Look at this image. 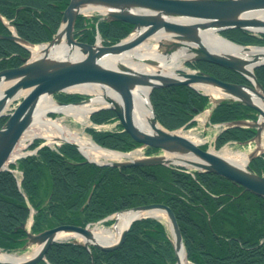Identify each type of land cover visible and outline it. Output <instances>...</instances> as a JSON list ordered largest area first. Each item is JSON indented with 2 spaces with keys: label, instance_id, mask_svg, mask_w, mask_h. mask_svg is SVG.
<instances>
[{
  "label": "trees",
  "instance_id": "obj_1",
  "mask_svg": "<svg viewBox=\"0 0 264 264\" xmlns=\"http://www.w3.org/2000/svg\"><path fill=\"white\" fill-rule=\"evenodd\" d=\"M68 0H0V34L10 33L3 18L17 34L32 44L49 41L60 26ZM103 43L110 45L126 37L133 25L100 16L79 15L74 37L93 43L95 29ZM241 45H264V34L232 28L220 33ZM19 43L0 39V69L17 67L27 56ZM219 80L246 84L243 75L206 61L186 63ZM264 88V65L255 69ZM63 103L78 102L86 96L58 93ZM151 103L159 123L167 130L191 128L192 120L209 105V98L188 85L152 90ZM257 111L246 104L222 100L212 110L211 123L254 120ZM5 121L0 119V126ZM94 125L117 121L113 110L93 113ZM102 147L128 151L136 146L119 123L111 129L86 128ZM255 136L249 127H225L216 136L218 148L229 141L243 142ZM36 139L31 148L41 144ZM157 151L147 148V153ZM17 178L0 172V249L21 250L27 243V221L34 210L31 233L62 224L86 226L120 210L151 203L166 204L173 210L184 242L187 260L192 264H264V199L230 180L208 172H189L175 165L114 167L85 162L78 149L62 143L46 145L35 154L21 158ZM15 167L14 165L11 168ZM248 169L264 176V153L254 157ZM90 198V199H89ZM89 200V201H88ZM110 224V222H108ZM46 261L36 264H175L176 254L169 232L161 221L142 218L129 227L122 245L112 251L71 241L53 243Z\"/></svg>",
  "mask_w": 264,
  "mask_h": 264
},
{
  "label": "water",
  "instance_id": "obj_2",
  "mask_svg": "<svg viewBox=\"0 0 264 264\" xmlns=\"http://www.w3.org/2000/svg\"><path fill=\"white\" fill-rule=\"evenodd\" d=\"M89 6L106 9L107 12L102 14L106 20L132 24V33L118 43L107 46L78 41L73 34L75 21L78 15L83 14L82 8ZM232 28L264 34V0H68L57 32L46 44L50 49L54 45L60 44L63 38L62 40L68 45V50L77 49L80 53L79 57L56 59L50 57L49 50H46L43 56L34 59L23 58V63L18 67L0 70V85L7 84L0 96V118L7 117L5 123L0 127V171L7 169L6 165L11 162L10 155L22 134L31 126L33 113L42 97L52 96L58 92H67L74 86L96 85L102 90L104 103L92 110L90 115L100 110H113L123 131L135 142L144 147L159 149L164 154L123 161L96 162L89 160L75 143L61 140L77 147L86 162L114 167L179 164L194 170L217 174L243 186L245 191L264 199V176L249 171L247 167H239L214 152L202 149L179 131L165 129L157 120L150 99L152 90L159 87L177 85H188L194 89H199L198 85L216 87L224 93L223 99L242 102L258 113L257 118L253 121L236 120L227 124L231 127L256 129L255 137L243 142V144H256L255 150L248 155V162L260 152H264L261 142L264 129L259 122L260 118L264 117V110L261 108L260 102L252 100V95H254L264 103V88L254 73L255 69L264 65V53L255 55L251 59H245L241 56L217 52L206 47L199 36V32L203 30H212L219 34V32ZM161 32L173 39V41L159 40L157 42V50L162 56H169L177 49L185 48L191 55L184 62L206 61L229 68L243 75L249 84L225 82L206 72L192 73L182 68H178L173 76L164 75L161 73V66L164 62L158 57L142 53L132 54L124 60L121 58L115 68L107 66L103 62L104 57L129 53L147 39ZM219 36L245 50L264 48V46L257 45H239ZM0 39L17 42L28 52H30V46H34L19 37L15 30L8 35L0 34ZM150 66L158 69L156 71L144 70L145 67ZM138 86L149 87L148 101L152 111V130L150 131L142 130L133 122L132 92ZM23 90H27V93L14 110L9 114L4 113L12 98ZM80 93L88 95L85 92ZM108 93L114 94L122 104H118L116 98ZM91 99L92 97L85 98L77 103H72V105L82 104ZM220 100H214V105ZM57 104L60 106L70 105L60 101ZM165 153L172 155V158H168ZM175 159H181V162L177 163ZM124 211H132L134 216L121 229L118 239L114 242L98 243L93 241L94 237L89 226L63 224L36 234L28 232L27 243L22 246L21 251L37 247L36 253L23 260H16V258L0 260V264H36L45 260L49 247L55 242L63 241L57 239L59 232L75 233L71 242L81 243L88 251H90V246L102 251L115 250L122 245L129 227L135 220L143 217H155L148 214L152 211L165 213L176 254L175 264H180L178 253L181 249L185 252V248L177 219L169 206L152 203L126 209L115 213V215ZM115 215L104 219H113L112 227L116 225ZM78 235L84 237L80 242L76 239Z\"/></svg>",
  "mask_w": 264,
  "mask_h": 264
},
{
  "label": "bare ground",
  "instance_id": "obj_3",
  "mask_svg": "<svg viewBox=\"0 0 264 264\" xmlns=\"http://www.w3.org/2000/svg\"><path fill=\"white\" fill-rule=\"evenodd\" d=\"M82 10L85 13L98 12L100 14H105L107 12L106 9L96 6L84 7L82 8ZM199 36L201 37V41L206 47H208L209 49L211 48L217 52L233 54L241 56L245 59H251L255 55H262L264 53V48H249V50H245L242 47L231 44L221 38L215 31L212 30L200 31ZM62 39L60 44L54 45L50 49H48L47 44L30 46L32 58L43 56L46 50H49L50 57L56 59H75L79 57L80 53L78 52V50L74 49L73 51H69L68 45H66L65 41ZM159 40L173 41L172 38L161 32L147 39L143 44L130 51L129 53H125L121 56L104 57L103 62L107 66L115 68L117 66V62H119L121 58L122 60H124L132 54L142 53L161 59V61L164 62L161 66V73L164 75L173 76L175 75L174 73L178 68L183 67L184 60L188 58L191 53H189L185 48H179L169 56L164 57L157 50V42ZM157 69V67L151 66L144 68V70L146 71H156ZM6 86L7 84L0 85V96L2 95ZM198 88L203 89L206 93L215 97H221L224 95V93L220 89L209 85H198ZM68 90L91 94L92 99L88 102L78 105L60 106L51 96L45 95L44 97H42L36 107L35 112L33 113V122L31 126L23 134L17 146V149L12 154L13 159L19 157L23 153V150L26 147L27 143L36 136H43L51 142L57 140H65L75 143L89 160H93L96 162L122 161L126 158H135L137 156V151L127 154L100 148L93 142L91 137L83 134L82 131L76 130L70 124L66 123V118L71 117L76 123L85 126L89 122L91 111L103 105L104 103L102 90L96 85L74 86L69 88ZM26 93L27 90L20 91L12 99L18 98L22 95L24 96ZM148 93V86L135 87L132 92V98L134 102L133 122L136 126L145 131L152 130V111L148 101ZM108 94L116 98L118 104H122L114 94ZM252 100L255 102H260L259 104L264 110V103L261 102L259 98L252 95ZM50 112L56 113L58 116L56 118L49 117L48 115ZM259 122L262 125L261 127H263L264 129V117H261ZM180 133L183 136L191 139L193 142L197 143V139L194 138L195 135L193 132L181 131ZM217 154L239 167H245L248 161L247 153L233 151L228 146L223 147L217 152ZM166 156L168 158H172V155L168 153H166ZM175 162L180 163L181 159H175ZM148 214H151L163 220L166 219V215L164 212L152 211ZM133 216L134 215L132 211H124L114 216L116 218V225L113 227L107 228L104 226L96 225L94 228H89L92 236L94 237L93 241L95 240L98 243L116 241L120 235L121 229L131 220V218H133ZM73 234L75 233L59 232L57 234V239H65L71 237ZM78 238L84 239L82 235H78ZM36 251L37 247L22 255L11 253L7 255L0 250V260L12 258H16V260H23L33 256ZM178 257L180 264H190L187 261L186 254L183 249L179 251Z\"/></svg>",
  "mask_w": 264,
  "mask_h": 264
},
{
  "label": "rangeland",
  "instance_id": "obj_4",
  "mask_svg": "<svg viewBox=\"0 0 264 264\" xmlns=\"http://www.w3.org/2000/svg\"><path fill=\"white\" fill-rule=\"evenodd\" d=\"M96 13V12H94ZM93 13V14H94ZM92 13H85V15H90ZM184 68V65L183 67ZM90 96V95H89ZM223 96L221 97H215V99H222ZM50 115H53V118H56L58 115L56 113H51ZM66 123L70 124L73 128H75L76 130H80L83 132V134L89 136L86 132H85V128L87 126L90 125V123L88 122L85 126L78 124L74 121L73 118L68 117L66 118ZM196 127L192 128V129H187L186 131H190L193 132L195 135V139H197V142H201L202 145L206 144L208 149H215L217 151L221 150L223 147L228 146L229 148H231L233 151H239V152H244V153H251L252 151L255 150L256 148V144L255 143H246V144H236L234 142H229L227 144H225L224 146H222L220 149H216L214 144H213V135L215 134V130L211 127L208 126L207 121H206V115H202L201 118H199V120H197L196 122ZM90 137V136H89ZM38 138L43 139L45 144L51 145V146H55L58 143H61V141H56V142H51L50 140H48L47 138L43 137V136H39ZM261 142L262 145L264 146V133L261 135ZM28 147V146H27ZM27 147L24 149L26 150ZM99 226H107L104 223H100ZM31 251V250H30ZM20 255V253L18 254Z\"/></svg>",
  "mask_w": 264,
  "mask_h": 264
}]
</instances>
